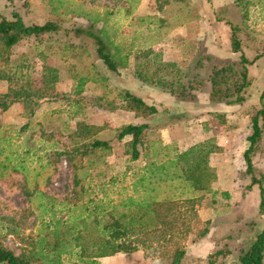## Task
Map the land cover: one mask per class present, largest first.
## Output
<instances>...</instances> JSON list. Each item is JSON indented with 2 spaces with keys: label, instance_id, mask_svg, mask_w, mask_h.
Wrapping results in <instances>:
<instances>
[{
  "label": "rangeland",
  "instance_id": "obj_1",
  "mask_svg": "<svg viewBox=\"0 0 264 264\" xmlns=\"http://www.w3.org/2000/svg\"><path fill=\"white\" fill-rule=\"evenodd\" d=\"M257 1L259 3L252 5L249 16L244 18L235 0H213L212 3L207 0H139L131 15L122 8L124 0H67L61 14L57 15L48 0H0L2 12L11 17L12 12L18 10L27 24L48 20L64 25L86 24L88 19L69 12L71 6L102 12L108 5L114 10L111 24L118 33L128 40L134 39L141 52L149 51L143 61H150V73L157 67L164 70L167 67V71L160 74L169 72L166 76L172 79L177 70H182L185 75L182 82H193L198 75L194 88L189 90V99L182 100L136 79L135 58L132 57L128 69L110 76V85L115 89L128 88L155 104L159 113L147 118L122 108L100 107L94 100L103 96L106 89L93 82L87 83L81 105L70 104L62 97L44 102L32 117L25 114L22 103L0 112V236L4 245L16 254H30L33 240L49 223L67 220L74 209L80 213L85 208L92 211L96 205L118 203L133 192L132 184L148 162L155 158L162 160L166 155L174 157L193 145L204 143L210 151L209 164L218 176L211 190L192 193L187 191L189 182L186 180L175 181L176 187L166 188V194L176 198L183 192L186 193L183 196H194L199 217L209 227L204 238L196 241V235H191L182 241L187 252L181 264H208L209 255L217 250L228 251L222 260L236 261L264 228V214L259 213V189L257 186L247 188L251 176L244 158L249 145L247 138L252 132V115L262 108L264 57L250 68L251 85L242 104L210 100L209 78L214 66L238 58L231 52L230 25L217 19L216 10L220 11V16L241 26L250 58L264 52V0ZM59 37L58 40L42 37L38 41L53 46L44 47L47 63L58 68L60 80L56 91L66 96L76 85L69 73L71 64L76 63L77 70L82 72L85 61L61 60L58 44L72 39ZM32 43L33 40L24 41L17 46L15 59L27 53L33 65L34 84L41 85L43 63L32 50ZM90 49L97 59L94 48ZM208 55L213 59L204 58L201 65L196 66L200 56ZM168 64L175 66L168 67ZM7 87V82L0 81V92ZM110 98L114 99V95ZM116 102L123 104L119 99ZM82 121L101 127L97 137L110 141L112 151L103 157L98 152L77 160L79 200H74L75 170L66 156L57 159L55 153L79 142L70 135ZM144 122L150 127L142 135L141 156L131 160L125 152L129 139L118 140V129L125 124ZM261 124L264 130V117ZM253 161L258 177L264 181V131L260 150ZM25 192L31 193V197ZM12 229L17 234L12 233ZM62 260L63 264H73L76 257L64 255ZM87 260L82 264H167L145 249L97 258L95 263Z\"/></svg>",
  "mask_w": 264,
  "mask_h": 264
},
{
  "label": "trees",
  "instance_id": "obj_2",
  "mask_svg": "<svg viewBox=\"0 0 264 264\" xmlns=\"http://www.w3.org/2000/svg\"><path fill=\"white\" fill-rule=\"evenodd\" d=\"M124 1L122 8L126 14H133L139 0ZM207 1L212 3L213 0ZM48 2L57 15L61 14L60 11L67 0ZM235 3L240 7L242 16L247 18L251 6L259 2L235 0ZM69 12L88 19V23L64 25L60 21L48 20L44 23L27 24L20 11L14 10L9 17L0 10V81L8 83L7 90L0 92V112L8 110L15 103H22L25 114L32 117L44 102L62 97H66L70 104L81 105L85 100L82 95L87 83L93 82L103 85L106 89L103 96L94 100L100 107L110 110L122 108L145 118L158 114V107L147 102L143 96L128 88L115 89L110 85V76L120 75L123 70L128 69L132 57L135 58L136 79L154 85L176 98L189 99L187 97L194 88L198 75H195L193 82H182L185 77L182 70H177L172 79L166 76L169 72L160 74L161 71H167V67L165 70L157 67L150 73V61H143L148 58L149 51L141 52L134 39L128 40L126 36L118 33V29L111 24L114 10L110 6L105 5L102 12L71 6ZM216 14L219 21L230 25L231 52L237 54L238 58L212 68L209 98L214 102L239 105L244 102L245 92L251 85L250 68L264 57V52L250 58L243 43L241 26L232 19L220 16L218 10ZM59 36L74 40L58 44L61 60L68 61L73 58L85 61L82 72L77 70L76 63L71 64L69 73L76 85L66 96L56 91V84L60 80L58 68L47 63L44 47L53 46L38 41L42 37L58 40ZM32 40L31 48L37 52L43 63L41 85L34 84L35 80L31 74L33 65L29 55L22 53L15 59L14 49L22 42ZM90 47L94 48L97 59L93 57ZM204 58L213 59L211 55L200 56L196 60V66L201 65ZM112 94L114 99L110 98ZM263 97L264 92L262 108L252 115V132L247 138L249 145L244 152L247 173L251 176V183L247 188L258 187L260 214H264V181L262 177H258L253 159L260 150L263 139ZM116 99L123 104L119 105ZM149 127L150 125L144 122L125 124L118 129V140L129 139L125 152L130 155L131 160L140 158L139 145L144 131ZM101 129L83 121L79 122L77 129L70 135L72 140L78 139L79 142L55 153L57 159L62 155L66 156L75 170L74 200H79L77 187L80 185V178L77 173V160L81 161L86 156L98 152L100 157H103L112 151L110 141L97 137ZM209 154L206 144L199 143L174 157L166 155L162 160H151L136 176L131 194L112 206L96 205L92 211L85 208L77 213L73 208L74 213L67 220L59 219L54 221L53 225L49 223L37 235L28 255L16 254L7 248L0 236V264H63L64 255L76 257L73 264H82L87 262V259L95 263L97 258L118 253H133L141 249L148 250L150 255L160 256L162 262L167 264H181L187 252L182 241L191 235H196V241L204 238L209 232V227L199 217L194 196H183L186 194L183 192L181 197L176 198L173 194H166V188L176 187L175 181L186 180L189 182L187 191L191 190L193 193L211 190L218 176L209 164ZM25 193L31 197V193ZM11 231L17 234L16 230ZM227 254V250L211 253L208 264H264V228L255 236L249 248L241 251L236 261L222 260V256Z\"/></svg>",
  "mask_w": 264,
  "mask_h": 264
},
{
  "label": "crops",
  "instance_id": "obj_3",
  "mask_svg": "<svg viewBox=\"0 0 264 264\" xmlns=\"http://www.w3.org/2000/svg\"><path fill=\"white\" fill-rule=\"evenodd\" d=\"M6 91V90H5ZM134 124H138V123H134ZM165 145V144H164Z\"/></svg>",
  "mask_w": 264,
  "mask_h": 264
}]
</instances>
